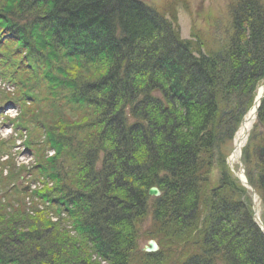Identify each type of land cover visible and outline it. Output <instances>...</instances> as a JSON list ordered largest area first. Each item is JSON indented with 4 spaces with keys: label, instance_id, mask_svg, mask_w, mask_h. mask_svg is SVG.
Instances as JSON below:
<instances>
[{
    "label": "trees",
    "instance_id": "1",
    "mask_svg": "<svg viewBox=\"0 0 264 264\" xmlns=\"http://www.w3.org/2000/svg\"><path fill=\"white\" fill-rule=\"evenodd\" d=\"M233 4L226 45L195 53L143 0H0V69L17 86L0 106L20 102L45 155L18 165L0 140V264H167L168 249L140 251L146 222L178 264H264L221 145L264 82V0ZM247 149L264 205V159Z\"/></svg>",
    "mask_w": 264,
    "mask_h": 264
},
{
    "label": "rangeland",
    "instance_id": "2",
    "mask_svg": "<svg viewBox=\"0 0 264 264\" xmlns=\"http://www.w3.org/2000/svg\"><path fill=\"white\" fill-rule=\"evenodd\" d=\"M153 9L157 10L158 13L163 17L164 20H169V22L174 26L176 31H178L182 39H187L192 42L191 46L195 53L197 49L202 47V51H214L220 50L222 46L226 45L227 35L229 34V27L231 24V10L234 7L233 3L238 2L239 0H143ZM191 6H190V5ZM231 7V8H230ZM197 26V29L195 28ZM9 76L5 73H1L0 76V96L6 95V93L13 95L14 99H17L15 94L17 86L7 81ZM12 90V91H11ZM9 101V100H8ZM11 105L7 101L3 104L4 106H9L7 112L0 113V139L7 142L9 139H15L16 144L13 148L10 149V152L17 153L16 157L18 164H27L31 166L35 164L38 160H41L45 155L39 153L38 157L35 158L32 153L33 148L30 147L29 142L35 140V135H28V127H31V121L25 122L26 117L22 115V109L20 107V102L18 100H13ZM229 109H234L233 107H225L222 110L230 112ZM12 110L16 112L15 117L9 116L7 113ZM247 113L242 117L239 125L243 121V118ZM232 113H227L224 115V118H230L229 122H232ZM10 124H7V120ZM229 120V119H227ZM16 126L17 130H14L12 127ZM19 130V132H18ZM17 131V132H15ZM30 131V130H29ZM224 133H228V128L224 127ZM240 131V130H239ZM234 134L233 138L227 143L221 144L222 148L227 151V155L224 156L225 162L228 161V156L235 145V139H237L238 133ZM248 140V141H247ZM44 141V140H43ZM39 142V140H38ZM245 145L249 146L248 153L252 152V149L255 150L257 156L259 157L260 147H264V126L259 122L258 119L254 120L248 137L246 139ZM244 149V148H243ZM217 152V151H215ZM51 156V153H46ZM264 157V156H263ZM40 158V159H39ZM242 154V162H243ZM3 159V158H2ZM4 160V159H3ZM215 162V161H214ZM245 165V163L243 162ZM253 172L257 174L256 166L253 164ZM246 168V165H245ZM235 170L239 171V165L235 164ZM231 171V170H230ZM233 176L237 178L238 173L231 171ZM30 178V177H28ZM210 178L212 183H217L218 181V169L214 167L211 169ZM240 181V180H239ZM31 182H27L28 184ZM29 185H32L31 183ZM259 213L262 211V200L260 198L259 204ZM149 222H146V226L142 228L141 239H140V251H143L144 246L148 244L150 239H154L159 244V251H166L167 253V264H178L180 254L175 246H170V240L167 238H160L157 235V226L151 222V225H148ZM154 235L156 237L150 238L149 235ZM138 264V263H134Z\"/></svg>",
    "mask_w": 264,
    "mask_h": 264
},
{
    "label": "bare ground",
    "instance_id": "3",
    "mask_svg": "<svg viewBox=\"0 0 264 264\" xmlns=\"http://www.w3.org/2000/svg\"><path fill=\"white\" fill-rule=\"evenodd\" d=\"M262 90V89H261ZM257 110V106H253V109L251 110V112L246 116L244 124L242 125L239 133H238V137H237V145H236V149L233 152L232 156H231V161L230 164L232 165V167L235 168V164L237 162L240 161L239 158V154L242 150V147L245 143V140L248 136V133L252 127V124L254 122V117H255V113ZM258 200V197H257Z\"/></svg>",
    "mask_w": 264,
    "mask_h": 264
},
{
    "label": "water",
    "instance_id": "4",
    "mask_svg": "<svg viewBox=\"0 0 264 264\" xmlns=\"http://www.w3.org/2000/svg\"><path fill=\"white\" fill-rule=\"evenodd\" d=\"M262 90H259V92H258V95H257V97H256V99H255V101H254V106H257V110H256V112H258V108H259V106H260V104H261V101H262V99L264 98V86H262V88H261ZM242 174H244L243 172V169H244V166H242ZM242 182H243V184H245V185H250L249 184V182L247 181V180H242ZM252 189V191H253V194L255 195V189L254 188H251ZM149 195L150 196H155V197H157V196H160L161 195V191L159 190V188L158 187H156V186H153V187H151L150 189H149ZM254 209H255V217H256V219L259 221V223H260V225H261V228L263 229V231H264V225L262 224V222L260 221V219H259V217L257 216V207L254 205ZM159 249V246H158V244H157V242L155 241V240H150L149 241V243H148V245L144 248V250L146 251V252H155V251H157Z\"/></svg>",
    "mask_w": 264,
    "mask_h": 264
},
{
    "label": "clouds",
    "instance_id": "5",
    "mask_svg": "<svg viewBox=\"0 0 264 264\" xmlns=\"http://www.w3.org/2000/svg\"><path fill=\"white\" fill-rule=\"evenodd\" d=\"M9 116H12V117H15L16 115V112L15 111H12L10 110L8 113H7Z\"/></svg>",
    "mask_w": 264,
    "mask_h": 264
},
{
    "label": "flooded vegetation",
    "instance_id": "6",
    "mask_svg": "<svg viewBox=\"0 0 264 264\" xmlns=\"http://www.w3.org/2000/svg\"><path fill=\"white\" fill-rule=\"evenodd\" d=\"M190 5V4H189ZM191 6V5H190ZM231 8V7H230ZM197 29V26L195 27Z\"/></svg>",
    "mask_w": 264,
    "mask_h": 264
}]
</instances>
